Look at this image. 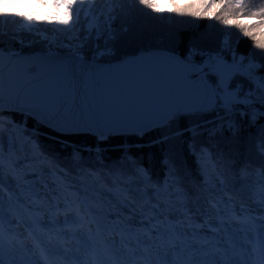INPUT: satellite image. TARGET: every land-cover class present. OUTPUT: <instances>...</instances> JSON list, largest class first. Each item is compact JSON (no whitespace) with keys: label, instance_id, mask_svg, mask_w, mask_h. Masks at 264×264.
<instances>
[{"label":"snow or ice","instance_id":"6c2138e0","mask_svg":"<svg viewBox=\"0 0 264 264\" xmlns=\"http://www.w3.org/2000/svg\"><path fill=\"white\" fill-rule=\"evenodd\" d=\"M137 5L161 17L167 13L169 17L214 19L225 28L238 29L264 52V0H100L99 4L97 0H36V11L0 9V35L8 25L13 32L43 34L46 40L48 31L55 39V34L69 36L83 30L85 39L94 38L97 43L91 55L84 54L80 38L60 55L48 51L24 56L0 49V112L7 105L53 134L88 132L97 134L98 140L127 132L142 135L153 130V125L164 128L181 116L210 111L219 114L223 110L220 127L226 125L231 132L236 131L237 114L251 120L264 116V75L256 72L264 63L255 61V53H249L246 60L233 52L229 61L221 51L203 55L192 45L183 53L164 47L147 56L121 54L117 42L130 29L113 22L130 18ZM41 22L58 27H34ZM223 35L222 44L231 50L234 33ZM144 67L169 87L165 99L141 112L133 123L102 101L110 89ZM236 76L248 80L246 91L241 83L233 85ZM5 119L0 115V132ZM13 130H17L14 124ZM14 139L10 136L5 152L0 137V264H264V214L254 217L243 202L237 212L229 194L237 189L226 181V168L213 162L207 149L198 155L204 182L190 190L182 186L175 162L167 158L163 185L153 183L149 171L140 165L134 185L121 186L120 169L108 173L112 187L100 174L82 169V180L88 176L92 183L76 187L60 176L63 169L57 171L49 162L53 183L49 187L36 159L18 162ZM95 150L99 158L102 148ZM258 151L264 156V137ZM71 160L77 166L83 161L79 148L73 146ZM240 171L241 192L249 189L258 207L264 208V163L256 171L255 187L248 182L249 169ZM30 173L36 179L29 180ZM105 192L113 197L103 196ZM121 208L138 214L139 224H129L131 217Z\"/></svg>","mask_w":264,"mask_h":264},{"label":"trees","instance_id":"16d2710c","mask_svg":"<svg viewBox=\"0 0 264 264\" xmlns=\"http://www.w3.org/2000/svg\"><path fill=\"white\" fill-rule=\"evenodd\" d=\"M100 0H97L99 4ZM259 2V0H254ZM16 9H6L18 11L20 8L31 9L34 3H24ZM127 7V5H126ZM117 27L123 25L130 29L127 36L123 33L117 42V49L121 54L128 53L131 56L157 51L164 47H175L183 53L189 46L195 45L202 50V54H215L221 51L222 54L231 61L233 52L237 57L243 56L246 60L249 53H255V61L264 63V52L253 47V41L250 38L243 37L236 28H225L216 20L195 19L193 17H180L165 13L158 16L149 13L147 9H141L138 5L132 10V16L128 19H118L113 22ZM34 27L41 29H54L58 27L52 23H36ZM13 26L8 25L3 28V34L0 35V49L4 52H17L21 55L42 54L52 51L49 40L44 39L43 34L28 33L23 31H12ZM225 32H232L234 35L230 38L231 50L222 44ZM48 36L54 35L51 31L46 33ZM77 38L83 43L84 54L91 55L97 41L85 39V32H74ZM171 41V43H170ZM101 50H103V40L99 41ZM91 45V48L89 47ZM245 49V53L242 51ZM67 50V49H66ZM59 53H68L61 50ZM201 59V57H197ZM113 62H118L113 60ZM259 75H264V68H257ZM241 83L246 91L250 84L244 76H236L233 85ZM237 107L243 108V105ZM257 107H260L257 105ZM0 115L6 119L4 121V131L0 132L3 138L5 152H7L10 136L15 138L13 149L19 157V163L36 159L38 168L43 169L42 179L53 187L52 177L49 175L51 167L60 172V176L73 186L79 187L81 183H92V178L85 176L82 180V169L88 172H96L104 178V183L112 187V177L108 175L110 170L120 169L123 172L121 180L122 187L130 182L135 184V174L138 166L142 165L150 173L153 183L163 185L168 169L165 166V159L175 162L179 174L181 175L182 186L187 189L195 188L197 182L203 184L204 176L200 172L198 164V155L202 149H207L213 158V162H218L226 168V181L235 185L237 191L229 194L237 206V212L240 211V205L243 202L253 216L264 214V208L258 207V201L255 197L249 195V189L241 192V186L244 183L240 179L241 169L247 167L251 173L248 182L256 186V171L264 163V156L258 151L259 145L264 137V116H258L251 120L248 116H235L237 128L235 132L228 130L227 126L220 127L223 110L218 114L210 111L199 116H181L175 122L169 123L164 128H154L144 134H125L110 135L106 140H98L97 134L77 133L68 136H59L53 134L51 130L43 124H37L31 116L24 117L17 111L0 112ZM227 119V117L225 118ZM11 120L13 123H8ZM13 124L17 130H13ZM54 135L56 138H54ZM162 137H167L162 139ZM67 141V144L64 142ZM34 142V143H33ZM74 147L79 148L83 161L77 166L76 162L71 160V152ZM23 147V151H21ZM96 147L102 148L98 154ZM126 157H131L127 159ZM46 158V159H45ZM51 162V167L49 165ZM171 167V164H169ZM67 173V175H65ZM29 180L36 179V174L30 173ZM11 180V178H8ZM171 179V177H169ZM186 181V183H185ZM14 182V181H13ZM219 186V182L217 181ZM37 188L41 193L45 190L43 186L37 183ZM18 191V190H17ZM151 191V189H149ZM134 194L130 192V196ZM191 194V193H190ZM223 195V193H221ZM105 197H113L110 192L103 193ZM227 199V196L224 197ZM125 216L131 217L129 224L138 225V214L129 212L126 208H121ZM63 217H61V220ZM202 231H207L204 229Z\"/></svg>","mask_w":264,"mask_h":264},{"label":"water","instance_id":"95a60500","mask_svg":"<svg viewBox=\"0 0 264 264\" xmlns=\"http://www.w3.org/2000/svg\"><path fill=\"white\" fill-rule=\"evenodd\" d=\"M150 52H155V51H150ZM53 53L58 55L66 54L59 52H53ZM148 54L149 52H146V53L138 54L136 56H140V55L147 56ZM31 55H41V54H31ZM31 55H24V56H31ZM134 72L135 73L130 74L129 77L126 78L122 83L117 84L112 89H110L109 94L102 101V103L105 105L106 108L113 110L122 116H127L130 120L133 121V123L135 122V118L145 110V106L141 104L144 103V99L145 102H149V103H152L153 101L160 102L163 99H165L166 92L169 87V85L165 80L157 78V75L154 72H152L148 67H144L143 69H136L134 70ZM112 100H114L113 102L117 100L124 101L125 107L113 105ZM150 107H152V105H150ZM124 108H127V112H124L125 111ZM4 110L15 111V110H10L7 107V105H5ZM154 128L157 127L153 125V129ZM81 133H86V132H81ZM125 134L134 135L131 132H127L124 134H116V135H125Z\"/></svg>","mask_w":264,"mask_h":264},{"label":"rangeland","instance_id":"374dc122","mask_svg":"<svg viewBox=\"0 0 264 264\" xmlns=\"http://www.w3.org/2000/svg\"><path fill=\"white\" fill-rule=\"evenodd\" d=\"M36 3V0H25L24 3ZM21 4V5H25V4ZM41 11L47 12L48 9H42ZM48 36V35H47ZM53 36H48V40H52V48L53 50L51 52H61V50H65L66 52L70 51V48L68 47V45H74L73 44V40L75 39V35L74 33L70 34L69 36H62L60 34H55L56 38L53 39ZM44 37V36H43ZM67 49V50H66ZM71 50H75L74 48ZM242 51L245 53V49H242ZM14 183V182H13ZM61 219V218H60ZM15 223V222H13ZM20 231H23V229H19ZM119 239V237H117V240Z\"/></svg>","mask_w":264,"mask_h":264},{"label":"clouds","instance_id":"9594fccd","mask_svg":"<svg viewBox=\"0 0 264 264\" xmlns=\"http://www.w3.org/2000/svg\"><path fill=\"white\" fill-rule=\"evenodd\" d=\"M24 2L25 0H0V9H16Z\"/></svg>","mask_w":264,"mask_h":264},{"label":"bare ground","instance_id":"6f19581e","mask_svg":"<svg viewBox=\"0 0 264 264\" xmlns=\"http://www.w3.org/2000/svg\"><path fill=\"white\" fill-rule=\"evenodd\" d=\"M111 101V100H110ZM114 100H112V103L113 105L115 106H124L125 107V104H124V101H121V100H117L115 102H113ZM132 103V102H131ZM158 102H155L153 101L152 103H149V102H145V99H144V103H141L143 104V106H145V110H147L148 108H150V105H152V107H154ZM112 105V104H111ZM125 111L124 112H127V108H124ZM144 110V111H145ZM129 111V110H128Z\"/></svg>","mask_w":264,"mask_h":264}]
</instances>
